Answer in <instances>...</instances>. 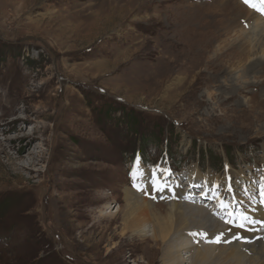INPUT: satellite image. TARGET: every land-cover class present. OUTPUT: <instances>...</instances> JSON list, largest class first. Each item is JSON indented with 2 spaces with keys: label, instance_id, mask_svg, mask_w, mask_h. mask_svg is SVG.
Here are the masks:
<instances>
[{
  "label": "rangeland",
  "instance_id": "1",
  "mask_svg": "<svg viewBox=\"0 0 264 264\" xmlns=\"http://www.w3.org/2000/svg\"><path fill=\"white\" fill-rule=\"evenodd\" d=\"M212 4L218 0H0V264H148L144 247L128 239L112 253L118 221L86 233L97 218L89 200L103 195L99 207L123 206L139 150L148 169L171 166L168 145L188 184L189 172L203 171L191 153L197 146L212 165L226 149L237 174L253 173L245 197L260 200L264 175L253 169L264 170V71L240 85L209 54L197 61L205 32L213 44H231L253 30L220 37L227 19ZM199 7L202 23L189 20ZM177 76L184 83L167 93ZM224 76L232 86L210 82Z\"/></svg>",
  "mask_w": 264,
  "mask_h": 264
},
{
  "label": "bare ground",
  "instance_id": "2",
  "mask_svg": "<svg viewBox=\"0 0 264 264\" xmlns=\"http://www.w3.org/2000/svg\"><path fill=\"white\" fill-rule=\"evenodd\" d=\"M214 4H212V6L215 10H211L213 12L215 11L216 14L220 13L221 16H226L227 19L226 22L223 20L220 22L222 28L217 32L220 37H227L236 29H240V32L242 30L239 36L248 33L251 37L245 40L240 37V39H237L231 44L226 41L221 42V39L219 40L221 44H216L218 41L213 44L216 38L212 37L209 32H205L203 36L207 37V40H197V43H199V50L198 53H196L198 56L195 57L199 62L202 58L205 59L209 54L210 62L219 63L220 67L226 68V73L229 70L234 71V73L237 74V80H240V85L249 84L248 81L250 78L247 73L258 72L260 68L264 71V41H259L257 39L264 38V20L258 19L253 12L248 10L239 0H218V4ZM209 7L210 6L206 7V10L208 9L209 11ZM194 11L195 13L186 14V17L189 20L198 19L202 23L201 18L204 19L202 7ZM245 25H248L253 30L244 33L243 27ZM254 56H259V60H256L257 57L254 58ZM235 59L238 64L232 62ZM260 60L262 63H260ZM250 64L251 66L249 67ZM223 73H225V70ZM222 77L218 79L210 78V82L217 84V82L220 81V86L225 85L226 88L230 87L228 83L231 84L233 80H229L226 76H224V78ZM185 79L186 78L182 76H177L176 80L173 79L174 82L170 81L171 84H167L169 87L166 88V92L171 93L170 88H173L174 85L181 86ZM239 88H241V86ZM213 98L214 94H209L208 100L213 101ZM0 131L3 132L4 129L0 128ZM30 146L31 145H29V147ZM207 190L209 191V188H207ZM104 199L109 198L102 195V197H97L88 201L87 206L89 208L93 207L91 214H97V218H95V224L86 229V233H93L97 230V227L102 231L103 229L107 231L110 229L114 220L115 222L118 221L117 227L115 226L114 228L115 235L108 239L109 245L112 246V253H114L115 250L121 249L122 245L126 244L123 240L128 239L130 247H135L137 250L138 245L144 247L145 257H143V259H148V264H150L152 260L158 258L161 264H258L259 262H264V243L262 242L250 247V255H246L239 245L223 247L206 246L203 248L192 247L185 239V232L198 228L197 235L200 237L201 232L204 230L216 228L212 231V233H216L220 230L219 227H227V225H224L220 221H213L212 218L208 216L206 209L202 206L193 207L169 203L166 205L167 208L159 211L158 206L148 201L147 198L140 197L128 188L125 191L123 206H119L115 211H113L114 208L113 210L111 209V205L108 202H103L102 206L99 207L100 200L103 201ZM83 202H85L84 199L78 201L79 204ZM222 204V199L217 197L216 206L219 207ZM251 213L257 217L260 213L259 206L250 210L245 216ZM80 218L86 219L87 216L83 213V215H80ZM104 224L107 225L104 226ZM111 249H108V253L111 252ZM258 249L260 251L256 253L255 251H258ZM183 254L187 255L186 260H184Z\"/></svg>",
  "mask_w": 264,
  "mask_h": 264
},
{
  "label": "snow or ice",
  "instance_id": "3",
  "mask_svg": "<svg viewBox=\"0 0 264 264\" xmlns=\"http://www.w3.org/2000/svg\"><path fill=\"white\" fill-rule=\"evenodd\" d=\"M245 3H248L249 6H251V7H253V8L256 7L255 4L250 3V0H245ZM261 3H264V0H261ZM257 10H261V9H257ZM130 175H132L133 180L139 179V176H137V174H136V170H135V169L133 170L132 173H130ZM153 175H154L153 185H154V187H157V179H158V178L155 177V174H153ZM134 186H135V185H134ZM157 190H159V191H163V187H157ZM240 226L242 227L243 225H240Z\"/></svg>",
  "mask_w": 264,
  "mask_h": 264
},
{
  "label": "trees",
  "instance_id": "4",
  "mask_svg": "<svg viewBox=\"0 0 264 264\" xmlns=\"http://www.w3.org/2000/svg\"><path fill=\"white\" fill-rule=\"evenodd\" d=\"M2 209H5L6 210L5 206Z\"/></svg>",
  "mask_w": 264,
  "mask_h": 264
}]
</instances>
